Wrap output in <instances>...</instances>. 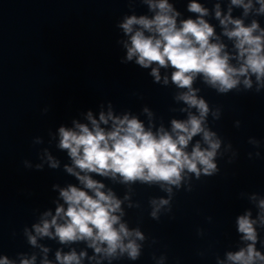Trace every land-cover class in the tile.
I'll list each match as a JSON object with an SVG mask.
<instances>
[{
	"label": "water",
	"instance_id": "water-1",
	"mask_svg": "<svg viewBox=\"0 0 264 264\" xmlns=\"http://www.w3.org/2000/svg\"><path fill=\"white\" fill-rule=\"evenodd\" d=\"M168 2L179 13L178 25L197 18L188 11L191 0ZM197 2L208 10L203 18L233 56L234 41L223 35L215 16L217 4L222 16L231 7L233 19L243 20L245 26L255 20L264 29V13L257 12L256 0L247 15L231 0ZM131 15L151 18L154 13L143 0H0V259L21 264L34 257V264L45 259L59 264L58 251L75 250L87 254L81 264H229L227 253L249 243L237 225V218L247 213L256 221L255 247L264 254V210L259 206L264 200V84L255 75L251 88L241 77L240 84L226 93L202 76L192 85L209 107L204 126L220 141L212 175L201 172L197 177L185 170L177 187L90 174L105 185L103 191L110 189L122 202L121 222L143 234V240H136L137 259L126 252L107 257L95 253L87 241L62 244L58 237L35 233L33 226L51 220L58 205L67 207L61 189L83 188L65 169L72 160L59 147L60 127L74 129L81 123L91 128L89 112L99 121L101 112L111 111L114 116H135L154 132L161 126L171 131L173 119L186 120L189 111L198 115L177 99L187 89L172 83L174 69L160 68L157 83L150 74L157 65L143 68L135 57L127 61L129 38L119 24ZM230 63L239 66L235 59ZM111 124L100 126L110 130ZM197 141L207 147L197 135L187 151ZM49 156L58 161L56 168ZM161 199L168 204L160 206L153 218L152 201ZM48 212L52 215L45 216ZM50 231L54 233V228ZM30 235L36 236L35 245L29 242Z\"/></svg>",
	"mask_w": 264,
	"mask_h": 264
},
{
	"label": "clouds",
	"instance_id": "clouds-1",
	"mask_svg": "<svg viewBox=\"0 0 264 264\" xmlns=\"http://www.w3.org/2000/svg\"><path fill=\"white\" fill-rule=\"evenodd\" d=\"M154 15L125 16L119 27L123 29L129 40L125 43L127 61L135 62L143 68H151L155 82H160V68L171 67V81L178 88L187 89L177 96L188 108L198 112H188L186 120L171 121V131L161 126L155 132L145 128L143 122L135 116L124 114L114 116L111 111L105 115L101 112L99 121L87 114L91 128L86 124L75 123L74 129L59 128L61 149L67 150L72 160V166H65L69 174L83 185L78 188L69 185L60 190V197L67 205H58L51 220L43 219L41 224L34 225L35 233L59 239L60 243L87 241L88 246L97 254L113 257L118 252L127 253L135 260L140 255V246L136 240H143L139 230H129L121 222L123 211L121 201L109 189L103 191L105 185L91 178V173L100 176L122 178V182H157L180 186L185 170L197 177L201 172L212 175L217 166L214 162L219 139L215 133L204 126L209 112L206 101L198 98L196 89L192 87L195 79L202 76L205 83L226 93L236 88L244 77L245 87L251 88V76L255 75L258 83L264 84V29L254 20L245 26L243 20L233 19L231 7L228 14L222 16L220 7L216 5L215 16L223 28V35L234 41L236 55L225 51L226 45L219 42L215 29L203 17L208 10L191 0L188 11L198 14L196 19H186L177 23L179 13L168 0H143ZM260 5L258 13H264V0H256ZM231 5L242 6L247 15L253 7L252 0H231ZM229 25H232L229 28ZM258 33V34H257ZM215 37L216 42H213ZM237 60L239 66L230 63ZM164 84L168 77L163 78ZM148 112V109H144ZM187 111V109H184ZM112 122L111 129L101 127ZM202 135V147L197 141L191 151H187L193 137ZM51 167L56 168L58 161L52 159ZM79 169V171H76ZM83 173V174H81ZM167 191L170 193L171 188ZM156 208L151 215L156 218L160 206L168 204V200H153ZM264 210V200L260 201ZM119 213V215H117ZM52 215L50 212L45 216ZM264 220V217H261ZM58 221H63L62 223ZM256 221L251 219V213L237 218L238 232L242 239L249 243L236 252L227 253L229 264H264V254L257 251V233L254 228ZM54 228V233L50 229ZM135 237V239H132ZM127 241V242H125ZM29 242L36 244V236H29ZM47 252V249H44ZM86 252L77 254L75 250L69 253H56L59 264H81ZM34 257L24 259L21 264H34ZM0 264H14L7 257L0 259ZM43 264H51L45 259Z\"/></svg>",
	"mask_w": 264,
	"mask_h": 264
}]
</instances>
